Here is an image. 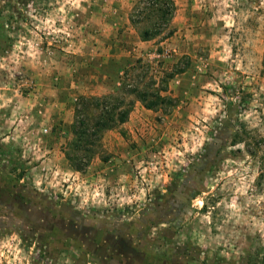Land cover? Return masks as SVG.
I'll return each instance as SVG.
<instances>
[{
	"label": "rangeland",
	"instance_id": "rangeland-1",
	"mask_svg": "<svg viewBox=\"0 0 264 264\" xmlns=\"http://www.w3.org/2000/svg\"><path fill=\"white\" fill-rule=\"evenodd\" d=\"M139 1L0 0V264H264V0H173L148 41ZM139 81L166 102L75 170L78 96Z\"/></svg>",
	"mask_w": 264,
	"mask_h": 264
},
{
	"label": "trees",
	"instance_id": "trees-1",
	"mask_svg": "<svg viewBox=\"0 0 264 264\" xmlns=\"http://www.w3.org/2000/svg\"><path fill=\"white\" fill-rule=\"evenodd\" d=\"M175 11L173 0H141L133 8L130 22L138 27L136 33L139 39L148 41L160 34L161 25L169 27ZM108 64H113L114 69H118V72L114 73L117 77H120L119 71L124 70L125 74L129 71L131 74L135 72L133 78H156L154 74L148 75L151 65L144 63L140 57H113L109 59ZM175 74L173 71L164 72L160 78L167 80ZM165 91L166 87L149 86L139 81L135 84H121L115 91L101 96L79 95L75 102L74 120L70 124L73 138L65 148V156L71 166L77 171H82L89 165L102 146L103 134L121 127L128 120L136 100L144 103L147 108H158L167 100L162 94Z\"/></svg>",
	"mask_w": 264,
	"mask_h": 264
},
{
	"label": "crops",
	"instance_id": "crops-1",
	"mask_svg": "<svg viewBox=\"0 0 264 264\" xmlns=\"http://www.w3.org/2000/svg\"><path fill=\"white\" fill-rule=\"evenodd\" d=\"M112 51V50H111ZM122 56V55H121ZM120 55H117L116 53H112V56L110 57V58H108V61H109V59H111V58H116V59H118V58H120L121 57ZM131 56V55H130ZM133 56V55H132ZM126 57H128V56H126Z\"/></svg>",
	"mask_w": 264,
	"mask_h": 264
}]
</instances>
